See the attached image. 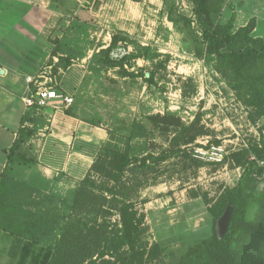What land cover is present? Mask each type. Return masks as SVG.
I'll return each instance as SVG.
<instances>
[{
    "label": "rangeland",
    "instance_id": "374dc122",
    "mask_svg": "<svg viewBox=\"0 0 264 264\" xmlns=\"http://www.w3.org/2000/svg\"><path fill=\"white\" fill-rule=\"evenodd\" d=\"M194 7L193 0H105L88 5L79 20L54 25L57 62L37 79L61 91L66 61L85 57L67 108L105 128L111 151L127 150L132 163L115 181L92 173L83 184L89 169L80 179L65 172L44 179L36 152L56 107L36 108L4 170L9 208L0 227L13 226L11 215H35L34 229L23 236L54 247L53 264H186L194 247L217 234L208 208L236 185L247 161L264 166V115L243 102L230 74L200 54ZM231 17L234 29L254 18L252 35L264 38V0H224L219 19ZM113 38L107 58L99 51ZM212 147L222 149L213 154ZM147 155L144 167L134 163ZM257 179L260 191L264 174ZM125 204L141 219L133 248L121 244ZM3 245L0 264H15L14 236L5 233L0 254Z\"/></svg>",
    "mask_w": 264,
    "mask_h": 264
},
{
    "label": "trees",
    "instance_id": "16d2710c",
    "mask_svg": "<svg viewBox=\"0 0 264 264\" xmlns=\"http://www.w3.org/2000/svg\"><path fill=\"white\" fill-rule=\"evenodd\" d=\"M223 1L193 0L196 23L201 34L200 54L213 62L216 70L230 74L232 86L240 92L243 102L255 109L259 116H263L264 38L252 35L255 28L254 18L236 29L233 26V17L222 23L219 13ZM115 45L116 39L113 38L111 44L101 49L99 53L105 54L108 58ZM68 65L70 62L66 61L63 68ZM66 113L71 112L66 110ZM12 147L8 158L12 156ZM168 157L169 154L165 153L160 159L165 160ZM149 158L148 155L143 156L134 160V163L138 167H144ZM260 158L264 161V157L260 156ZM131 163L127 150L111 151L109 142H105L81 182L87 184L92 173L101 174L107 181L118 180L123 177ZM263 174L264 166H259L256 160L253 159L244 164L236 185L223 191L215 204L208 208V213L216 221L228 206L230 218L226 230L221 236L213 232L211 236L194 247L192 255L185 260L186 264H264V187L257 191V177ZM4 177L3 172L0 179V216L6 218L9 204L4 199ZM120 216L121 244L133 248L141 219L128 204L122 206ZM21 218L22 220H19L16 215L14 218L11 215L7 221L10 220L11 223L14 220L13 226L0 227L14 236L15 264H53L56 259L54 247L41 245L34 238L23 236L25 235L23 231L34 229L36 216ZM18 222L19 230L16 226ZM75 264H95V262L91 260Z\"/></svg>",
    "mask_w": 264,
    "mask_h": 264
},
{
    "label": "crops",
    "instance_id": "0c3cea01",
    "mask_svg": "<svg viewBox=\"0 0 264 264\" xmlns=\"http://www.w3.org/2000/svg\"><path fill=\"white\" fill-rule=\"evenodd\" d=\"M102 1L0 0V179L10 161L11 147L37 108L23 102L33 87L27 78L41 76L43 69L46 72L57 62L50 40L54 25L62 18L79 20L88 5ZM83 58H77V62L71 59L70 65L62 69L59 92L72 97L84 77ZM63 107L66 109L56 108L38 143L35 163L44 179L58 172L82 178L108 139L105 128L66 113L69 108ZM5 233L0 228V241ZM4 249L5 245L0 256Z\"/></svg>",
    "mask_w": 264,
    "mask_h": 264
},
{
    "label": "built area",
    "instance_id": "2783aa9c",
    "mask_svg": "<svg viewBox=\"0 0 264 264\" xmlns=\"http://www.w3.org/2000/svg\"><path fill=\"white\" fill-rule=\"evenodd\" d=\"M29 83L33 84L29 94L23 98V102L27 107H46L48 105H52L53 107L59 106H69L73 102V98L71 96L64 95L62 92H59L55 87L46 86L45 81H39L37 78H27ZM222 148L212 147L211 152L213 154H218ZM200 153H208V151ZM216 160H221L220 157H215ZM263 165L264 162H261Z\"/></svg>",
    "mask_w": 264,
    "mask_h": 264
},
{
    "label": "water",
    "instance_id": "95a60500",
    "mask_svg": "<svg viewBox=\"0 0 264 264\" xmlns=\"http://www.w3.org/2000/svg\"><path fill=\"white\" fill-rule=\"evenodd\" d=\"M228 213V211H227ZM229 214L221 216L217 221V235L221 236L226 230L227 224L229 222Z\"/></svg>",
    "mask_w": 264,
    "mask_h": 264
}]
</instances>
